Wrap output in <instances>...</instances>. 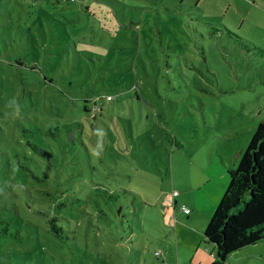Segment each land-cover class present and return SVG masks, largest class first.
I'll list each match as a JSON object with an SVG mask.
<instances>
[{"label": "rangeland", "instance_id": "obj_1", "mask_svg": "<svg viewBox=\"0 0 264 264\" xmlns=\"http://www.w3.org/2000/svg\"><path fill=\"white\" fill-rule=\"evenodd\" d=\"M195 2L0 0V264L214 261L204 231L264 122V0ZM224 264H264V238Z\"/></svg>", "mask_w": 264, "mask_h": 264}, {"label": "trees", "instance_id": "obj_2", "mask_svg": "<svg viewBox=\"0 0 264 264\" xmlns=\"http://www.w3.org/2000/svg\"><path fill=\"white\" fill-rule=\"evenodd\" d=\"M167 6L170 11L171 4ZM200 21L210 34L219 36L223 33L216 23L207 19ZM227 31V37L234 39L236 44L248 47L242 36L229 28ZM94 103V109L101 111L102 106ZM66 125L71 130L74 128L72 124ZM72 132L74 130L70 135ZM32 147L51 156V152L38 143L32 142ZM228 173L227 188L204 231L205 241L215 245L216 258L211 264H224L231 252L264 238V122L254 130L238 165L228 169ZM50 227L55 233L62 229L56 217L50 219Z\"/></svg>", "mask_w": 264, "mask_h": 264}, {"label": "crops", "instance_id": "obj_3", "mask_svg": "<svg viewBox=\"0 0 264 264\" xmlns=\"http://www.w3.org/2000/svg\"><path fill=\"white\" fill-rule=\"evenodd\" d=\"M168 3H170V4H172V5H177L178 3L176 2V1H173V2H165V4H164V8L167 10L168 9V6H167V4ZM200 3V0H198V2L196 3L195 2V6L196 7H201V5L199 4ZM230 4V3H229ZM188 5H190V6H192V2H187V4H184V3H182L181 1L179 2V6L181 7V10H183L184 9V7H188ZM187 9V8H186ZM168 11V10H167ZM168 12H170V11H168ZM211 21V20H210ZM212 22H214V21H212ZM215 23V22H214ZM213 188V187H212ZM212 188H210V190H212ZM218 196H219V191L217 192V194H216V196L214 197V199L212 200V204H213V202H215V200H217V198H218ZM207 207H208V204H205ZM211 206V205H210ZM208 210H209V207H208ZM191 213L192 212H190L189 214H187L188 215V217H189V219H192V218H194L195 216H192L191 215ZM201 232V231H200ZM179 239V238H178ZM170 251H171V249H170ZM160 255H161V252H160ZM162 261H163V263L164 264H166L165 263V258L164 259H162Z\"/></svg>", "mask_w": 264, "mask_h": 264}, {"label": "built area", "instance_id": "obj_4", "mask_svg": "<svg viewBox=\"0 0 264 264\" xmlns=\"http://www.w3.org/2000/svg\"><path fill=\"white\" fill-rule=\"evenodd\" d=\"M176 193V192H175ZM181 209L185 212V213H187V214H189L190 212H191V209L188 207V206H186V205H182L181 206ZM159 252L158 251H156V254H158Z\"/></svg>", "mask_w": 264, "mask_h": 264}]
</instances>
